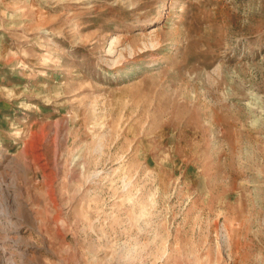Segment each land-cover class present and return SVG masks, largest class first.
I'll list each match as a JSON object with an SVG mask.
<instances>
[{"label":"rangeland","instance_id":"374dc122","mask_svg":"<svg viewBox=\"0 0 264 264\" xmlns=\"http://www.w3.org/2000/svg\"><path fill=\"white\" fill-rule=\"evenodd\" d=\"M0 264H264V0H0Z\"/></svg>","mask_w":264,"mask_h":264}]
</instances>
